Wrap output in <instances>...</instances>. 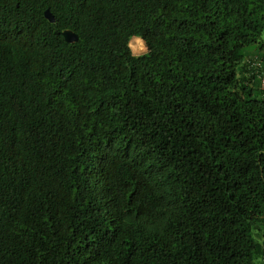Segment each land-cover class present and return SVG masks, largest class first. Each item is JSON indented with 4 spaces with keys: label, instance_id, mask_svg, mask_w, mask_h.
Masks as SVG:
<instances>
[{
    "label": "trees",
    "instance_id": "16d2710c",
    "mask_svg": "<svg viewBox=\"0 0 264 264\" xmlns=\"http://www.w3.org/2000/svg\"><path fill=\"white\" fill-rule=\"evenodd\" d=\"M263 31L264 0H0V264H264Z\"/></svg>",
    "mask_w": 264,
    "mask_h": 264
},
{
    "label": "rangeland",
    "instance_id": "374dc122",
    "mask_svg": "<svg viewBox=\"0 0 264 264\" xmlns=\"http://www.w3.org/2000/svg\"><path fill=\"white\" fill-rule=\"evenodd\" d=\"M66 35H67V37H70L69 32ZM133 38L130 39V42H129V46H130L132 53L133 54H141V53L145 52L146 46H145L144 42H143V45L141 46V43H139V42H141V40L138 38H134V39ZM262 38H264V31L262 32ZM136 46H137V48H136ZM251 47L252 46L249 45V46H245L243 49H244V51H246V50L248 51Z\"/></svg>",
    "mask_w": 264,
    "mask_h": 264
},
{
    "label": "water",
    "instance_id": "95a60500",
    "mask_svg": "<svg viewBox=\"0 0 264 264\" xmlns=\"http://www.w3.org/2000/svg\"><path fill=\"white\" fill-rule=\"evenodd\" d=\"M44 16H45V18H47L49 21H51V22H53L54 21V17H53V15L51 14V12L49 11V9H46L45 11H44ZM70 33V37H67V33ZM64 35H65V37H66V39L68 40V41H71V40H74V39H76V36H75V34H73L71 31H65L64 32Z\"/></svg>",
    "mask_w": 264,
    "mask_h": 264
},
{
    "label": "built area",
    "instance_id": "2783aa9c",
    "mask_svg": "<svg viewBox=\"0 0 264 264\" xmlns=\"http://www.w3.org/2000/svg\"><path fill=\"white\" fill-rule=\"evenodd\" d=\"M260 65H261V61L260 60H258L256 58L252 59V66L253 67H259ZM256 72H257V78L260 81V85L264 89V73L263 72H258V71H256Z\"/></svg>",
    "mask_w": 264,
    "mask_h": 264
},
{
    "label": "clouds",
    "instance_id": "9594fccd",
    "mask_svg": "<svg viewBox=\"0 0 264 264\" xmlns=\"http://www.w3.org/2000/svg\"><path fill=\"white\" fill-rule=\"evenodd\" d=\"M132 38H133V37H132ZM132 38H131V39H132ZM129 42H130V41H129ZM146 50H147V49H146ZM262 63H264V52H263V55H262V60H261V64H262ZM260 66H261V65H260ZM261 71L264 73V71H263V70H261Z\"/></svg>",
    "mask_w": 264,
    "mask_h": 264
},
{
    "label": "bare ground",
    "instance_id": "6f19581e",
    "mask_svg": "<svg viewBox=\"0 0 264 264\" xmlns=\"http://www.w3.org/2000/svg\"><path fill=\"white\" fill-rule=\"evenodd\" d=\"M134 38H138V39H140L141 42H139V43H141V46L143 45V42H142V39H141V38H139V37H134ZM134 38H133V39H134ZM141 46H140V47H141ZM136 48H137V46H136ZM138 49H139V48H138Z\"/></svg>",
    "mask_w": 264,
    "mask_h": 264
}]
</instances>
